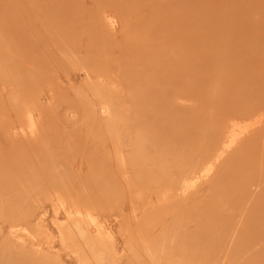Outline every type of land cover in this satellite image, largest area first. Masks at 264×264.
Here are the masks:
<instances>
[{
    "label": "rangeland",
    "instance_id": "1",
    "mask_svg": "<svg viewBox=\"0 0 264 264\" xmlns=\"http://www.w3.org/2000/svg\"><path fill=\"white\" fill-rule=\"evenodd\" d=\"M43 1L47 0H0V233L4 234L0 242L5 245L0 243V264H232L229 256L221 254L208 260L181 255L183 251L178 249L159 255V241L173 231L162 223L170 219L183 223L197 204L209 214L236 217L240 209L234 203L239 196H233V205L217 203L234 190L224 179L225 173L250 157L255 163L245 171L246 177L258 179L264 173L263 151L247 154L250 145H244L202 188L194 181L186 200L168 201H178L185 213H172L169 207L160 213L157 202H147L153 192H165L167 178L140 173L143 144L139 136L144 131L140 94L144 80L149 81L152 68L167 49V41H177L180 48L197 54L192 63L196 68H203L207 59L213 61L216 56L222 57L223 65L256 54L260 56L256 60L263 61L264 0H180L179 6H171L174 10L165 7L168 0H67L75 3L63 5L56 16L39 13L41 19H36L33 3L40 6ZM31 40L36 45L33 50ZM102 107L106 112L93 117L91 112ZM259 119L263 125L251 126ZM258 126L257 142L264 143V111L239 124L236 134L242 138V133ZM60 149L62 153H58ZM37 152L46 160L40 159L41 154L36 156ZM25 153L36 172L27 166ZM150 155L155 157L154 152ZM44 160L57 168L53 172L54 166L43 168ZM167 162L172 163L171 159ZM19 163L22 174L17 173ZM118 166L125 175L118 173ZM47 169L57 183H48ZM155 182L162 186L157 191L150 187ZM47 183H55L59 196ZM65 187L71 193L60 195L66 193ZM195 199L199 202H193ZM67 217L77 220V227L68 226L75 227L74 235L63 229ZM8 231L20 238L8 237ZM100 256L103 262L94 263L93 257ZM54 258L58 261L53 263Z\"/></svg>",
    "mask_w": 264,
    "mask_h": 264
},
{
    "label": "bare ground",
    "instance_id": "2",
    "mask_svg": "<svg viewBox=\"0 0 264 264\" xmlns=\"http://www.w3.org/2000/svg\"><path fill=\"white\" fill-rule=\"evenodd\" d=\"M74 3V1L67 0L62 1L61 3H58L57 0H47L46 2L43 1L42 3H40V6L37 3H33V5L36 7L35 12L37 10L36 19H41L39 18V13H44L48 16L51 15L52 17L56 16L57 10L63 7V5L72 6V4ZM180 4V0H168L165 7L179 6ZM213 5L215 6V4ZM193 6L191 7V10ZM172 7L171 10H174L172 9ZM51 8H53V10H51ZM212 9L214 10L215 8ZM64 14H68L69 16L72 15L71 11H66ZM33 19L34 18L32 17V20ZM210 23H212L211 20ZM65 26V24H60V28L62 29H66ZM208 34H211V32H208ZM178 44L179 43L177 41L173 43L171 41H167V49L165 48V50L163 51L164 54L161 53L160 59L157 60V67L152 68V72L150 73L151 78L149 79V81L144 80L145 82L141 86V114L144 121V131L142 133V136H139V140L143 144L140 149V152L142 153V157L140 158V160H142V167L140 169L141 176L142 172H144L147 176L151 173L153 175H160V177L167 178L166 183H164L163 185L165 192L161 195L157 192H153V197H150L147 203L150 205L155 201L159 204V208L161 209L160 213L167 211L168 209L166 207H169L170 211L172 213L175 212V214L176 212L185 213V210L183 207L177 206L178 201H168L172 198H175L179 201L186 200L187 197L191 195V192H189V188L192 189L191 184L194 183V181H198L199 187L202 188L205 184H207L217 176L218 168L222 166L223 162L226 161V159L231 154L243 148L244 145H250L247 154H257L259 150L263 151L262 154H264V143L260 144L259 142H257L259 139L257 137V132L260 130L259 126V128L250 127L252 128V130L246 133L240 132L242 133V135L245 134L242 138H238V134H236L237 129L239 128V124H241L244 120H249V116H254L255 113L264 111V60L257 61L256 59L260 56L256 54L254 56L242 58L233 63L228 62L223 65V63H221L222 57L216 56V59H213V61L207 59L206 61L209 62L208 64H204L203 68L201 66H198V68H196L192 63L195 55L197 54H194V52L191 51L188 52L187 50L180 48ZM31 47L32 50L36 47L33 41L31 42ZM157 49H161L162 51V49L164 48L157 47ZM32 58H30V60ZM32 63L31 66H33ZM27 69H30L29 66ZM29 73L28 75H30ZM59 86L57 87L56 85L58 90ZM94 111L95 112H91V114L93 115V117H96V115H103L106 112V108L102 107ZM262 122L263 121L261 119L256 120V122H254L251 126L255 124L258 125V123L261 124ZM55 128L57 129L56 126ZM246 129L247 128L245 126L244 130ZM61 151L62 150L60 149L58 153H62ZM150 151L155 153V157H152V155H150ZM38 154V152L35 153L36 156ZM40 154L39 155L41 159L42 153ZM25 155L23 156V158L26 159L25 161L28 160L26 164L27 166L29 164L28 167H30V170L33 172L36 168L32 167L31 169L30 163H28L31 161V158H28V156L30 155L28 153H25ZM35 155L34 159L36 158ZM42 157H44V154ZM44 158L46 160V157ZM170 159L172 163H164L165 160ZM159 160L162 161L160 162ZM44 161H42V163L47 162ZM39 162H37L38 165ZM254 163L255 160L248 157L243 161L234 164L232 168H230L231 171H227L230 173H225L224 179H228L230 181L233 187L232 189L234 190L232 193H230L229 197L225 196L218 199V202H216L219 204L225 203L226 205H233V203L235 202L233 200V196H239L237 201L234 203V205H236V207L240 209L239 214L236 217H222L216 213H212V215L208 213L207 208H203V206L197 204L196 207L189 209L188 220L183 221V223L174 221L172 222L171 219L162 223L164 227H166L165 229H173V231L170 235H164L163 238L159 241L157 253L159 255H162L171 251L175 252V249H178V251H183L181 255L190 254L195 259L208 260L212 259L217 254H221L224 257L229 256L228 259H230V262L232 264H264V173L254 181L250 180V175L246 177L245 174L247 168H253ZM15 164L16 162L14 163V165ZM90 164H92V162H90ZM18 165L20 166L18 167ZM18 165L16 169L21 167L20 163ZM23 165H25V163ZM44 165L45 166L41 165L40 163L41 172L43 170L42 166L43 168L45 167V169L47 165L50 166V164L47 163ZM53 166L54 165L50 166L49 168H52ZM139 166H141L140 163ZM118 167V173L121 175H125L126 171H124L122 167ZM54 168L57 167L54 166L51 172H53ZM22 170L24 169H17V173L18 171H20L19 173H21ZM47 170L45 172V176L49 173V170ZM12 171L11 173H13ZM58 171H55V173H58ZM13 174L16 175L15 173ZM27 174L29 173H26V175ZM32 174L30 172V175ZM51 174L52 173H49L47 175L51 180L48 183L56 182V179L55 181H53L54 174L53 176ZM60 175L57 174L55 175V177H58V180H61V177L59 179ZM22 176L24 177V174ZM27 176L29 178V175ZM51 176L53 179L51 178ZM19 177L21 176L19 175ZM37 177L38 173L36 175V178ZM14 178L16 177L13 176V180ZM46 178L44 177L45 180ZM157 178L158 177H156V179ZM59 182H61V184L64 186L66 185L63 184L62 181ZM71 182H69V184ZM32 184L34 186L35 183L33 182ZM38 184H40V182L36 185ZM54 184H52L53 187ZM36 185L35 188L38 190V188L40 187L37 188ZM48 185L51 186L49 187L50 189H53L51 184ZM45 187L48 189V186ZM69 187H71V185H69ZM150 187L157 191L158 188H161L162 186H159V183L155 182L151 184ZM35 188H32V190ZM55 188H57L56 185L54 189ZM68 188L65 187V189L63 188V190L66 191L67 189L68 191ZM57 190L58 189H55L54 192H56ZM48 191L49 190H46L43 193H47ZM67 191L66 193L64 192V194L61 193L60 195H69L71 193ZM56 193H58V191ZM197 201L198 200L195 199L193 202L196 203ZM41 209H43V207ZM130 209L131 211H134V208L132 206H130ZM11 213H14V211L11 212L10 210V214ZM27 214L28 213H26V215ZM145 214L147 215V213ZM56 217L58 216H55V220ZM76 221L77 220L73 218L67 217L66 222L70 224L66 223L63 229H68V235H74L73 229H75V227L69 229L68 226L73 224L77 227ZM3 224L6 225L7 223L5 224L4 222ZM10 224H12V222H10ZM18 224L20 226V223ZM168 224H171L170 227L168 226ZM6 233L8 237L14 239L20 238L19 235H14V232L11 233L10 231H8ZM44 234L46 235V233ZM2 235L4 234L2 233ZM2 235L0 233V237ZM209 235H212L214 237L210 238ZM40 236H42V233ZM46 241H42V244ZM1 244L5 248V245L3 243ZM1 244L0 249L2 247ZM37 246L39 245L37 244ZM185 247L187 248V250H185ZM52 248L54 247L52 246ZM180 248H182L183 250ZM44 251L47 252V249ZM46 252L42 253L46 254ZM4 254L3 259L6 256ZM57 254L58 256H60L59 253ZM5 259L7 260V258ZM93 260L95 261L94 263H96V261L98 260L100 262H103V256H100V258L96 260L93 257ZM104 260L106 259L104 258ZM55 261L58 260L54 258L53 263ZM58 264H60V261L58 262ZM87 264L92 263L87 262Z\"/></svg>",
    "mask_w": 264,
    "mask_h": 264
}]
</instances>
